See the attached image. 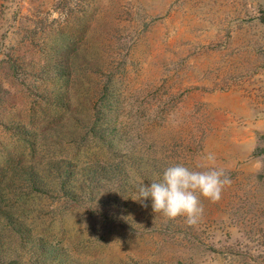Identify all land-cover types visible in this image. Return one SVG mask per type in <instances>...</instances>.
Masks as SVG:
<instances>
[{
	"label": "rangeland",
	"instance_id": "rangeland-1",
	"mask_svg": "<svg viewBox=\"0 0 264 264\" xmlns=\"http://www.w3.org/2000/svg\"><path fill=\"white\" fill-rule=\"evenodd\" d=\"M264 0H0V264H264Z\"/></svg>",
	"mask_w": 264,
	"mask_h": 264
},
{
	"label": "trees",
	"instance_id": "trees-1",
	"mask_svg": "<svg viewBox=\"0 0 264 264\" xmlns=\"http://www.w3.org/2000/svg\"><path fill=\"white\" fill-rule=\"evenodd\" d=\"M264 21V19H262Z\"/></svg>",
	"mask_w": 264,
	"mask_h": 264
}]
</instances>
